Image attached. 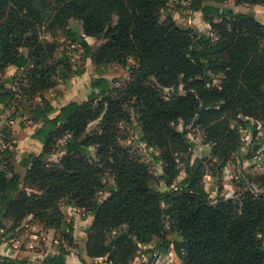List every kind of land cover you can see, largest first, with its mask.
I'll return each mask as SVG.
<instances>
[{
  "label": "trees",
  "instance_id": "trees-1",
  "mask_svg": "<svg viewBox=\"0 0 264 264\" xmlns=\"http://www.w3.org/2000/svg\"><path fill=\"white\" fill-rule=\"evenodd\" d=\"M230 1L204 5V0H193L191 10L201 11L211 28L207 34L192 24L179 27L170 15L162 21L170 0H0V105L7 110L39 99L31 113L34 121H42L34 138L44 145L40 155L23 160L24 180L11 166L14 153L8 147L0 150V165H5L0 171V233L6 220L18 228L33 217L60 228L72 243L74 226L61 210L66 201L93 218L87 244L93 259L109 258L115 248L120 257H129L137 243L155 238L168 251L173 244L165 237L164 219L171 217L182 238L173 249L183 264H264L259 238L264 235V203L245 193L238 202L218 197L212 204L199 160L190 163L186 131L174 127L196 118L215 146L214 156L226 164L241 146L231 124L238 113L248 119L241 125L254 135L257 128L250 119L264 123V24L224 7ZM235 1V6L264 7V0ZM72 20L82 23L83 35L69 27ZM59 32L79 44L97 71L111 64L125 67L131 59L137 66L124 87L113 90L108 79H95L87 102L70 103L50 118L56 109L46 95L85 72H73L68 61L57 64L60 44L44 36L56 38ZM87 38L101 45L94 50ZM12 66L23 74L17 92L2 80ZM219 76L225 81L216 88ZM166 89L173 90L169 97ZM132 108L140 114L146 147L162 151L160 158L153 157L163 162L167 192L153 190L149 167L121 145L119 129L131 121ZM100 119L99 129L89 133V125ZM3 132L9 136L10 126ZM61 147L63 157L54 163L52 156ZM89 148L96 149L97 162L88 156ZM182 154L189 156L186 177L174 190ZM106 174L115 185L104 182ZM103 192L108 198L100 201ZM123 227L126 233L108 244L106 236ZM68 256L62 248L37 264H67ZM0 264L18 263L0 256Z\"/></svg>",
  "mask_w": 264,
  "mask_h": 264
},
{
  "label": "rangeland",
  "instance_id": "rangeland-1",
  "mask_svg": "<svg viewBox=\"0 0 264 264\" xmlns=\"http://www.w3.org/2000/svg\"><path fill=\"white\" fill-rule=\"evenodd\" d=\"M235 2V0H232L228 5L234 6ZM188 3L191 4L192 1L170 0L162 21L170 15L175 19L178 26L187 27V9L191 7ZM244 12L250 13L251 11L245 10ZM252 13L255 15L256 20L264 24V11L262 13L252 11ZM81 25L82 23L76 20H72L69 23V27L75 32L82 30ZM44 37L49 42L55 41L60 44L57 54V64H63L65 61H68L71 64L73 72L85 70L87 61L84 59L83 51L78 43H72L71 39L64 37L61 32L57 34L56 38H52L50 35H45ZM87 42L94 49H97L101 45V41L94 38H90ZM136 66V62L132 59L129 60L125 67L112 64L107 65L100 71H96V79L101 77L108 79L112 85V89L116 90L124 87L130 81L131 73ZM22 76L21 72L9 79H6L4 75L2 76V80L8 82L6 84L8 89L17 92L18 89L15 86L19 83L18 81ZM72 78H75V76ZM224 81V76L215 78L214 87L219 88ZM172 92L173 90L166 89L165 96L169 97ZM182 94L185 95V92L182 91ZM37 102L38 99L30 103L14 104L10 108V117L5 120L0 118V150L5 149L9 144V147L15 150L17 147V144L14 143L16 140L15 135L13 132H10L9 136L5 135L3 128L8 125L10 120L18 123L22 122L24 118L30 119L32 117L30 110L36 107ZM130 114L131 121L122 123L119 129L121 145L130 153L139 156L149 167L153 173V190L162 193L167 192L169 189H167L163 181V162L155 161L153 157L155 154L160 158L162 151L152 145H150L152 146L150 148L146 147L143 141L145 135L139 120L140 114L135 108L130 109ZM247 120L241 112L238 113L237 119L232 120V129L238 130L241 146L237 153L228 158L226 164H223L220 158L214 156L215 146L208 142L205 131L195 124L196 118L193 121L180 120L174 125L177 131L181 133L186 131V138L190 146L188 148L190 163L193 164L195 160H199L204 174L203 185L211 196L212 204H215V200L218 197L238 202L239 197L245 193H251L255 198L264 203V179H262L264 176V123L257 118L250 119L252 124L257 128V134L254 135L249 127L243 126L240 123V121L246 122ZM23 122L28 125L30 124L28 120ZM101 124V119L94 122L93 127L90 126L88 128V132H94L91 130L95 128V131L98 130ZM7 137L8 139H6ZM96 152L95 148L88 149V156L93 162H97ZM63 153V147H61L52 156L51 161L58 163L63 157ZM188 154L177 156L179 176L174 183V190L179 189V183L186 177L185 168L189 157ZM1 158H4V156ZM4 166V164H1L0 168H4ZM103 180L111 185H115L113 177L110 174H106ZM107 198L108 194L105 192L99 194L98 197L100 201ZM61 210L66 222L68 224L70 222L73 223L74 232L70 234L73 238L72 243L64 239L63 231L60 228L47 227L40 221L34 220L33 217L27 218L18 228L14 227L12 220H6V230L0 233V237L3 239V243L0 246V256L12 258L18 264L21 262H25V264H37L38 262H42L46 256L57 254L62 248H65L69 252L67 264H183L173 249L175 244L182 242V238L178 233L176 221L171 217L164 219L167 229L165 237L173 244L168 251H165L159 245V240L155 238L148 244L137 243L138 249L129 257H120L118 255V248H115L109 258L93 259L87 254L88 237L93 224V218L87 210L66 206V201L61 203ZM126 230L127 228L123 227L109 233L106 236L107 243L111 244L116 239H120L123 232L126 233ZM259 238L264 245V235Z\"/></svg>",
  "mask_w": 264,
  "mask_h": 264
},
{
  "label": "crops",
  "instance_id": "crops-1",
  "mask_svg": "<svg viewBox=\"0 0 264 264\" xmlns=\"http://www.w3.org/2000/svg\"><path fill=\"white\" fill-rule=\"evenodd\" d=\"M189 2L193 0H187ZM192 3H188L190 6ZM204 5H214L213 0H204ZM224 7H230L235 12L244 13L247 15H250L255 18V15L251 12H260L262 13L264 11V7L262 6H229L228 4ZM249 7V8H248ZM188 10L187 14V25L191 24L196 26L201 32H205L207 34L210 33L211 28L205 21V18L201 11H194L191 10V7ZM245 10L251 11L250 13L244 12ZM256 19V18H255ZM175 20V19H174ZM187 20V19H186ZM82 27V25H81ZM180 27V26H179ZM184 28V27H181ZM80 34L83 35V27L81 31H78ZM90 38H87V41H89ZM95 50V49H94ZM24 54L28 55V50L24 49ZM97 67L93 64L92 61L88 60L85 65V72L82 75L75 76V78H71L66 82H61L55 89V91L50 92L46 95V98L51 101L52 105L56 109L55 112L51 113L49 115L50 118H54L56 115H58V112L61 108L69 105L70 103L77 102V103H84L87 102L89 99V96L92 92V81L96 79L97 74ZM21 72L17 67L12 66L7 69L5 78H13L17 73ZM38 101H40L38 99ZM10 109L5 110L3 106L0 105V118L2 120H5L6 118H9ZM31 111V110H30ZM31 116L32 113L30 112ZM25 120H28L29 125L26 124ZM1 122V120H0ZM3 122V121H2ZM13 125V126H11ZM42 121H34L33 117L30 119L24 118L22 122H14L13 120H10L8 122V126H10V132H13V134L16 137V140L14 141L15 144H17V147L12 149L10 144L6 147L9 148V150L14 153L13 158L11 159L12 163L11 166L13 167L15 173L20 174L21 178L24 180L26 176V169L23 167V160L27 155H35L38 156L43 152L44 145L37 141L34 136L37 134V132L42 127ZM92 124L89 125V127H93ZM99 125V124H98ZM93 129V128H92ZM96 129V128H95ZM95 129L91 130L94 131ZM90 133V132H89ZM8 139V137L6 138ZM5 147V148H6ZM4 170V168H0V171ZM174 254V253H173Z\"/></svg>",
  "mask_w": 264,
  "mask_h": 264
}]
</instances>
